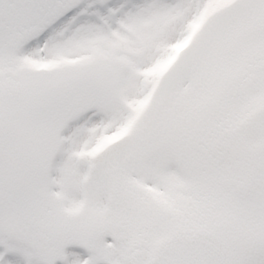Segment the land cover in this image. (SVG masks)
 <instances>
[{"label":"snow or ice","instance_id":"6c2138e0","mask_svg":"<svg viewBox=\"0 0 264 264\" xmlns=\"http://www.w3.org/2000/svg\"><path fill=\"white\" fill-rule=\"evenodd\" d=\"M0 264H264V0H0Z\"/></svg>","mask_w":264,"mask_h":264}]
</instances>
